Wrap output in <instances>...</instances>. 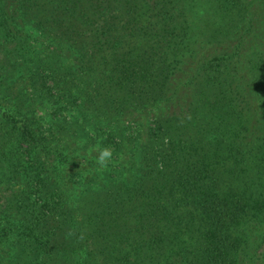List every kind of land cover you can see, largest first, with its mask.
I'll return each instance as SVG.
<instances>
[{
	"label": "trees",
	"instance_id": "trees-1",
	"mask_svg": "<svg viewBox=\"0 0 264 264\" xmlns=\"http://www.w3.org/2000/svg\"><path fill=\"white\" fill-rule=\"evenodd\" d=\"M0 264H264V0H0Z\"/></svg>",
	"mask_w": 264,
	"mask_h": 264
},
{
	"label": "clouds",
	"instance_id": "clouds-1",
	"mask_svg": "<svg viewBox=\"0 0 264 264\" xmlns=\"http://www.w3.org/2000/svg\"><path fill=\"white\" fill-rule=\"evenodd\" d=\"M97 155L95 157V163L101 169H106L113 159V151L109 147L97 148Z\"/></svg>",
	"mask_w": 264,
	"mask_h": 264
}]
</instances>
